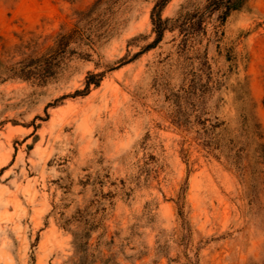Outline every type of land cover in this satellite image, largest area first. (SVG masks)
Wrapping results in <instances>:
<instances>
[{
    "label": "rangeland",
    "instance_id": "obj_1",
    "mask_svg": "<svg viewBox=\"0 0 264 264\" xmlns=\"http://www.w3.org/2000/svg\"><path fill=\"white\" fill-rule=\"evenodd\" d=\"M95 1L0 0V264H68L71 236L58 226V207L67 204L69 215L94 201L106 228L96 264H264V168L249 186L202 147L192 125L200 114L237 128L233 90L244 83L264 129V0L233 14L220 40L196 46L206 60L179 50L177 30L165 31L155 48L113 71L105 66L153 41L156 0H119L89 14ZM205 1L171 0L161 18ZM86 15L105 21L110 35L90 61L72 43L53 80L10 78ZM103 70L99 87L73 96L88 72ZM198 77L212 90L201 105L193 100L192 113L179 97ZM179 104L192 115L180 117Z\"/></svg>",
    "mask_w": 264,
    "mask_h": 264
},
{
    "label": "trees",
    "instance_id": "obj_2",
    "mask_svg": "<svg viewBox=\"0 0 264 264\" xmlns=\"http://www.w3.org/2000/svg\"><path fill=\"white\" fill-rule=\"evenodd\" d=\"M119 0H96L90 9L92 14L102 4L110 3L112 7ZM171 0H156L151 11L152 33L155 35L152 42L147 44L133 56L128 59H121L115 64V67L105 66L107 71H113L121 65L132 62L137 56L155 48L162 40L165 31H178V48L183 53L194 52L196 60H206V53L200 54L196 49L204 39L220 40L222 27L226 21L235 13L249 8L250 0H206L201 8L180 12L175 18H161V11ZM85 25L74 27L68 32L61 34L55 41V44L47 51V54L39 58L25 60L22 64L10 70V78H17L23 81H38L42 84L56 78L61 70L63 61L69 59L67 55L72 56L75 52L69 49L70 44L78 43L82 51L78 53L79 58L84 61H90L91 55L88 52H95L98 44L110 37L108 30H103V20L92 18L86 15ZM213 27L211 34H208L207 27ZM233 53V52H232ZM227 60L232 64L236 61L235 57L227 56ZM206 62L201 63L202 68L206 67ZM106 71L98 73L88 72L84 79V87L76 90L73 96H86L90 88H97L100 85ZM210 79V77H208ZM200 78L193 80L190 88L184 91L185 97H179V103L184 102L191 106V112L195 113L193 100L201 105L203 97L212 90L208 85L201 86ZM202 88L200 90L198 88ZM234 102L236 104L237 128H230L228 123L217 120L202 119L200 114L194 115L192 125L200 128L195 131L197 139L201 140V145L208 152H213L216 159L223 158L227 166L233 169L240 179L249 183V186L255 183L256 177L263 173L257 167L264 168V129L262 128L256 114L255 105L250 95L248 86L244 83H238L233 90ZM63 98V97H62ZM192 102V103H191ZM186 109L182 104L178 105L177 113L180 117H188L192 114H186ZM201 112V111H200ZM186 123V122H181ZM190 123V122H187ZM16 125V124H14ZM251 177V179H250ZM253 177V178H252ZM59 211L58 226L71 236L72 255L69 257L68 264H96L102 263L100 238L106 234V228L103 225V214L105 209L100 201L91 202L84 208L76 207L75 210L67 215V204H61ZM55 209V207H54ZM94 210V212L92 211ZM98 235L95 248H92L91 239L93 233ZM112 243V241L110 242ZM109 243H106V245ZM103 263H112L111 256Z\"/></svg>",
    "mask_w": 264,
    "mask_h": 264
}]
</instances>
